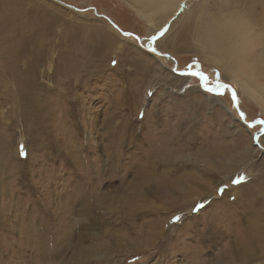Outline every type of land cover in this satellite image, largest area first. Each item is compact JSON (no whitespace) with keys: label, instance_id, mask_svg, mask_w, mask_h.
<instances>
[{"label":"rangeland","instance_id":"1","mask_svg":"<svg viewBox=\"0 0 264 264\" xmlns=\"http://www.w3.org/2000/svg\"><path fill=\"white\" fill-rule=\"evenodd\" d=\"M215 2L0 0V264H264V56L213 59Z\"/></svg>","mask_w":264,"mask_h":264},{"label":"bare ground","instance_id":"2","mask_svg":"<svg viewBox=\"0 0 264 264\" xmlns=\"http://www.w3.org/2000/svg\"><path fill=\"white\" fill-rule=\"evenodd\" d=\"M134 2L138 5V9H137L138 13L143 15L144 17L150 16L149 14H146V12L148 13V11H152L154 9L153 12L156 13V12L162 11L161 13L162 16L165 19H168V18L175 16L176 12L179 11V9H183V5H182L183 3H181V0H134ZM257 2L258 0H216L215 3H219V4L217 7L214 6V11L216 12L217 9L218 11L211 16L210 23L206 27L207 30L206 32H203L204 34H206L207 37L210 38L209 42L211 43L209 44V47L215 53V57L213 58L214 60H220V58H222L224 61H227L230 57L235 58L237 54L243 52L245 49H248L249 51H252V52H256L255 58L259 57L261 61L263 60L261 57L264 56L263 55L264 54V45H263V42H264V0L262 1V8L259 9L258 11L255 9V7L258 4ZM203 15L204 14L202 13H199V15L196 14L195 18L197 16H199L197 17V19L200 18V16H202L203 18ZM148 22L149 24H151L150 20ZM188 25L190 24L188 23ZM0 36H1L0 39L4 37L3 34H0ZM150 39L151 38L146 37L144 39V42L148 43L149 41H151ZM204 39H206V37H204ZM160 68H165V66L161 63ZM256 145L257 147L260 148L261 151L264 152V150L261 148L258 142L256 143ZM162 151H164V149L152 150L148 152V157H145L144 155H142L138 159H134V162L132 163V167H136V169L133 171V174H134L133 178L140 180V179H144L145 177H147V173H146L147 170L146 169L140 170L139 167L141 165H146V167L152 166V161L158 160L156 159L158 156L157 154L158 153L160 154ZM152 152H154L153 155H155L156 158H153ZM226 163H228L227 165H229V162H226ZM246 236H247L246 238L247 243L244 242L242 239H240L237 245L238 249H241V248L245 249V250L243 249L244 252L239 251L240 253H237L238 259L241 258V261H240L241 263H244V257L246 256L245 251H251L252 253H256L257 252L256 250L260 249L259 244L256 243L257 242L256 239L254 240V243L252 244L249 243V241H251V239L253 238L249 230Z\"/></svg>","mask_w":264,"mask_h":264},{"label":"snow or ice","instance_id":"3","mask_svg":"<svg viewBox=\"0 0 264 264\" xmlns=\"http://www.w3.org/2000/svg\"><path fill=\"white\" fill-rule=\"evenodd\" d=\"M125 35H128V34L126 33ZM152 39H155V37H153ZM153 51H154V49H153ZM189 74L190 75L199 76V78L202 81H206L207 80V77L202 72L201 73L190 72ZM205 90L209 91V92H212L215 95H221V96L224 95L225 93H230L232 101H233V104H234V106L237 109V112H238V114L240 116V119L241 120H245L246 119L245 113L240 111L239 101H238V97L236 95V92H235L234 89L231 88L230 85L224 84L222 81H217L216 84H215V87H208L207 85H205ZM257 124L260 125L259 132L260 133H264V119H257L255 122L249 123L248 126L249 127H255ZM253 138L254 139H258L259 137L254 134ZM21 154H23V153H21ZM246 179H247L246 177H240L238 180H234L233 183H240L241 181L246 180Z\"/></svg>","mask_w":264,"mask_h":264},{"label":"water","instance_id":"4","mask_svg":"<svg viewBox=\"0 0 264 264\" xmlns=\"http://www.w3.org/2000/svg\"><path fill=\"white\" fill-rule=\"evenodd\" d=\"M157 53H158V52H157ZM166 57H170V55H167V54H166ZM244 123H245V121H244ZM249 123H250V122H246V125L248 126ZM255 135H256V134H255ZM254 141L257 143V140H256V139H254Z\"/></svg>","mask_w":264,"mask_h":264}]
</instances>
